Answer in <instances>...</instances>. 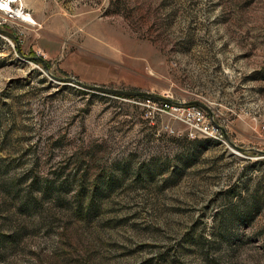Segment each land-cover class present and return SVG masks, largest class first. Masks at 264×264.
<instances>
[{
  "label": "rangeland",
  "instance_id": "obj_1",
  "mask_svg": "<svg viewBox=\"0 0 264 264\" xmlns=\"http://www.w3.org/2000/svg\"><path fill=\"white\" fill-rule=\"evenodd\" d=\"M20 1L0 9V264H264V0ZM193 101L222 136H190Z\"/></svg>",
  "mask_w": 264,
  "mask_h": 264
},
{
  "label": "built area",
  "instance_id": "obj_2",
  "mask_svg": "<svg viewBox=\"0 0 264 264\" xmlns=\"http://www.w3.org/2000/svg\"><path fill=\"white\" fill-rule=\"evenodd\" d=\"M2 3L10 5L0 6V9L7 13L9 17H18L23 18L25 10L21 6L20 0H1ZM13 8L16 11H19L22 15H18L17 12L13 11ZM17 13V14H16ZM16 14V15H15ZM182 115L186 122L190 125V136L196 138L197 136H222L219 132V127L215 124L212 114H209L203 107L200 106H187L182 109Z\"/></svg>",
  "mask_w": 264,
  "mask_h": 264
},
{
  "label": "water",
  "instance_id": "obj_3",
  "mask_svg": "<svg viewBox=\"0 0 264 264\" xmlns=\"http://www.w3.org/2000/svg\"><path fill=\"white\" fill-rule=\"evenodd\" d=\"M0 32L3 33V34L8 35L10 37H14L9 31H6L4 29L0 28ZM41 60H42V62L44 64L45 68L47 69L46 61L44 59H42V58H41ZM53 77H54V79L56 81L64 82V83H70L72 85H77V86L85 88V89L96 90V91H99L101 93H114V94H120V95H125V96H143V97L152 98V99H156V100H162V101H165V102H171V100L168 99V98L160 97V96H157V95H154V94H151V93H147V92L125 91V90L110 89V88L97 86V85H90V84H86L84 82H81L80 80H77L76 78H73V77H58V76H53ZM189 104L203 107L205 110H207V112L209 114H211L209 112V109L201 102L193 101V102H189Z\"/></svg>",
  "mask_w": 264,
  "mask_h": 264
},
{
  "label": "bare ground",
  "instance_id": "obj_4",
  "mask_svg": "<svg viewBox=\"0 0 264 264\" xmlns=\"http://www.w3.org/2000/svg\"><path fill=\"white\" fill-rule=\"evenodd\" d=\"M2 5H4V6H8V4H6V3H2V1L0 0V6H2ZM8 7H9V9L11 8L10 5H9ZM11 9H12V8H11ZM13 11H15V12H17V13L19 12V11H16L14 8H13ZM17 13H16V14H17ZM16 14H15V15H16ZM18 15L21 16L22 14L19 12ZM24 16H25V15H24ZM26 17L29 18V20H31V21L34 22V20L31 18V16H26ZM27 18H25V20H26Z\"/></svg>",
  "mask_w": 264,
  "mask_h": 264
},
{
  "label": "trees",
  "instance_id": "obj_5",
  "mask_svg": "<svg viewBox=\"0 0 264 264\" xmlns=\"http://www.w3.org/2000/svg\"><path fill=\"white\" fill-rule=\"evenodd\" d=\"M82 91H86V90H83V89H81Z\"/></svg>",
  "mask_w": 264,
  "mask_h": 264
}]
</instances>
